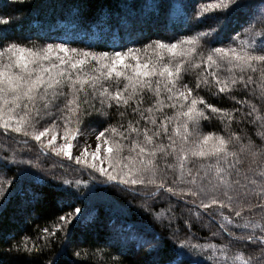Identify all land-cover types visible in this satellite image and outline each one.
Returning a JSON list of instances; mask_svg holds the SVG:
<instances>
[{
  "label": "snow or ice",
  "instance_id": "obj_1",
  "mask_svg": "<svg viewBox=\"0 0 264 264\" xmlns=\"http://www.w3.org/2000/svg\"><path fill=\"white\" fill-rule=\"evenodd\" d=\"M216 11L222 16L207 31L185 35L173 42L156 39L142 48L120 51L97 52L71 47L68 43L35 45L7 40L5 35H0V130L22 135L25 146L29 138L34 140L42 153L59 158L61 167H64V159L74 161L80 170L89 171L93 181L100 179L102 183L133 190L136 186H152L156 193L164 190L181 198L185 195L201 198L199 207L207 211L216 206L223 221L220 230L235 236L228 228L234 222L233 216L223 211L231 209L234 217H243V226L252 230L236 237V242H253L264 260V145L257 146L251 140L243 142L236 133L226 137L202 132L201 122L211 115L221 122L227 120L230 126L234 119L231 113L238 109L218 108L198 95L202 87L215 86L217 92L214 94L230 93L237 87L247 89L254 81L252 75L245 74L259 72V94L264 99V31L257 32L253 27L257 11L248 0H215L204 4L196 14L202 18ZM235 13L248 16L244 38L237 33L228 46L209 48L206 54L200 51L202 40L224 37ZM259 16L260 21H264V0H261ZM10 23V18L0 17V25ZM202 67L205 71L197 74L195 88L182 83L186 72ZM222 69H226L227 76H221ZM145 92L151 93L154 100L147 108H142ZM95 101H99L100 108L95 107ZM239 103H248L250 112L245 115L249 117L258 111L251 102ZM113 105L121 119L129 108L137 119L129 120L126 128L122 124L104 127L96 134L94 150L88 145L77 148L84 119L93 111L108 118L107 109ZM121 108L124 111H120ZM165 108L173 109L172 114H165ZM257 120L264 126V117L259 115L250 122ZM141 121H144L143 127ZM74 150L79 154L74 155ZM242 154H250L255 167H244ZM168 170L177 174L173 185L183 184L184 187L166 185ZM17 182L19 177L15 181L0 179V198H4L6 192L11 196L8 189ZM81 183L87 181H75L77 186ZM63 184L71 187L73 181L64 179ZM75 198L88 197L76 195ZM246 209L253 216L259 209L260 220L245 217ZM81 213L80 207L65 212L50 228L40 229L38 238L44 242L42 246L25 236L14 246L16 251L40 255L48 242L56 239L57 233H63L58 258L43 264H77L68 256V248L74 242ZM181 244L183 247L176 250L166 264H189L184 259V248L193 252L216 248L214 244L187 241ZM220 251L221 264H229L227 246ZM72 255L78 257L80 253L76 251ZM242 256L243 252L237 250L232 264L237 261L257 264L255 258L244 260ZM60 258H64L63 261Z\"/></svg>",
  "mask_w": 264,
  "mask_h": 264
},
{
  "label": "trees",
  "instance_id": "obj_2",
  "mask_svg": "<svg viewBox=\"0 0 264 264\" xmlns=\"http://www.w3.org/2000/svg\"><path fill=\"white\" fill-rule=\"evenodd\" d=\"M213 2L215 0H0V17L11 19L9 25H0V35L22 43H68L71 47L90 48L97 52L142 48L152 40L173 42L185 35L207 31L217 23L222 13L209 12L202 18L196 13L204 4ZM248 2L257 11L253 27L257 32L264 31V21H260L259 16L261 0ZM247 19L246 13H235L224 37L202 40L200 51L206 54L209 48L228 46L237 33L243 39L248 27ZM203 71L202 67L186 72L182 83L195 88L196 76ZM220 74L222 77L228 75L226 69H222ZM245 75H252L254 81L247 89L237 87L226 94H214L217 92L215 86L198 90V95L207 103L230 111L238 109L231 113L234 119L230 126L227 120L221 122L209 113L211 118L201 122V130L226 137L236 133L243 142L251 140L261 146L264 145V135H261L264 126L259 120L250 122L256 115L264 117L259 72ZM153 100L154 96L145 92L141 107L147 108ZM239 101L255 104L257 113L251 117L245 115L250 112L248 103ZM94 103L96 108H100L99 101ZM107 111L108 118L93 111L84 119L80 133L99 132L109 124H122L126 128L129 120L137 119L131 108L123 119L117 115L115 105ZM164 111L171 115L173 109L165 108ZM43 126L44 123L41 128ZM140 126H144V121ZM23 139L22 135L0 130V179L15 181L19 177V182L8 189L11 196L6 192L5 202L0 206V264H43L49 259H57L63 233H57L56 239L50 240L40 255L17 252L14 246L25 236L42 246L44 242L38 238L40 229L50 228L60 215L75 207H80L82 213L68 256L77 264H153L155 260L166 264L176 250L183 247L181 241L216 245L215 249L201 248L195 252L184 248V259L189 264L191 261L221 264L223 256L220 249L224 246L228 248L229 264H232L237 250L243 252L242 259L255 258L257 264H264L253 242H236V237L252 230L245 228L243 217L235 218L231 209L223 211L225 215L233 216L234 222L228 228L235 236L220 230L223 221L216 206L207 211L199 207L201 198L190 195L181 198L164 190L156 193L152 186H136L133 190L123 185L105 184L100 179L93 181L89 171L80 170L74 161L64 159V167H61L59 158L42 153L37 142L30 138L25 146ZM164 142L167 143L166 140ZM242 159L244 167H255L250 154H242ZM168 162H172L171 158ZM176 178V172L168 170L166 185L184 187L183 184L173 185ZM64 179L73 181L72 186L63 184ZM77 180L87 183L77 186ZM76 195H87L88 198L76 199ZM193 200H196L195 204ZM255 212L253 216L246 209L244 216L260 220L259 209ZM76 251L80 253L78 257L72 255ZM60 259L63 261L64 258Z\"/></svg>",
  "mask_w": 264,
  "mask_h": 264
},
{
  "label": "rangeland",
  "instance_id": "obj_3",
  "mask_svg": "<svg viewBox=\"0 0 264 264\" xmlns=\"http://www.w3.org/2000/svg\"><path fill=\"white\" fill-rule=\"evenodd\" d=\"M97 133V131L80 133L76 147L81 148L82 146L88 145L90 146V150H94L95 144L97 142L95 138ZM75 154H79V152L74 150V155ZM80 185L83 186L82 183ZM6 197L7 193L5 194L4 198H0V206L5 202Z\"/></svg>",
  "mask_w": 264,
  "mask_h": 264
}]
</instances>
